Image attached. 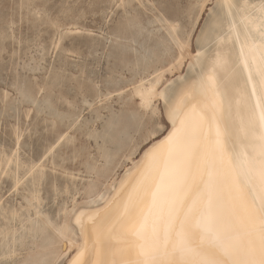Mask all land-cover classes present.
<instances>
[{
	"label": "rangeland",
	"instance_id": "rangeland-1",
	"mask_svg": "<svg viewBox=\"0 0 264 264\" xmlns=\"http://www.w3.org/2000/svg\"><path fill=\"white\" fill-rule=\"evenodd\" d=\"M223 8L224 0H0V264H44L37 246L63 210L73 229L75 208L168 129L164 99L202 64ZM53 22L67 31L59 47ZM154 90L162 95L152 100Z\"/></svg>",
	"mask_w": 264,
	"mask_h": 264
},
{
	"label": "bare ground",
	"instance_id": "bare-ground-1",
	"mask_svg": "<svg viewBox=\"0 0 264 264\" xmlns=\"http://www.w3.org/2000/svg\"><path fill=\"white\" fill-rule=\"evenodd\" d=\"M214 27V35L204 42L207 51L202 64L164 99L168 129L136 159L131 158L119 179L111 180L92 204L75 208L71 217L75 231L63 210L54 235L37 246L46 249L41 254L46 257L44 264H56L59 259L65 264H135L141 259L140 245L151 243L153 224L163 239L172 207L178 209L179 219L187 217L192 242L214 258H242L250 242L259 244L264 217V188L259 179L264 159V121L260 119L264 0H224ZM161 95L154 90L151 99ZM178 130L180 141L170 149L168 137ZM218 130L223 160L216 146ZM193 137L196 154L189 159ZM153 156L158 157L154 166ZM246 159L252 162L251 170L241 166ZM153 193H157L155 206ZM209 197L211 226L231 256L206 234L200 240L202 229L197 225L207 218ZM137 231L143 239L135 235ZM176 242L172 231L169 244Z\"/></svg>",
	"mask_w": 264,
	"mask_h": 264
},
{
	"label": "snow or ice",
	"instance_id": "snow-or-ice-1",
	"mask_svg": "<svg viewBox=\"0 0 264 264\" xmlns=\"http://www.w3.org/2000/svg\"><path fill=\"white\" fill-rule=\"evenodd\" d=\"M118 6V5H117ZM53 27L56 29V36L53 40V47H59V42L66 38L67 31L58 22H53ZM262 83H264V73L261 75ZM261 121H264V109L260 113ZM183 126L184 122L181 121ZM219 130L217 131V151L220 153V158L223 160L224 152L219 140ZM179 130L176 134H170L168 137V143L171 146L180 141ZM197 143L195 138L192 140V148L189 152V159L196 154ZM261 156L264 157V135L261 136ZM158 162V157L153 156L152 165L154 166ZM248 165L251 170L252 162L249 160L241 161V166ZM162 182L165 179V175H161ZM259 179L264 188V159L261 160V167L259 170ZM157 203V193H153V205ZM264 211V209H262ZM212 209H211V197H209L208 215L204 223L198 224V227L202 229V235L200 236L201 242L205 239V234L208 240L216 244L217 246L224 248L225 253L231 256V253L227 251L225 246L220 243L216 237V234L212 228ZM178 226V227H177ZM191 225L188 224L187 217L184 220L179 219V211L175 207L169 209L168 221L164 230V237L161 240L160 235L157 232L155 224L152 227V240L151 243L140 245L139 255L141 259L135 262V264H264V217L261 218L260 228V240L257 245L254 242H250L247 249L244 251L242 258H232L230 260L214 258L213 254L201 247L196 246L189 235ZM175 231L177 242L169 244V234ZM138 237L143 239L141 231L135 233ZM3 264H14L13 261H6ZM75 264V262H74Z\"/></svg>",
	"mask_w": 264,
	"mask_h": 264
}]
</instances>
